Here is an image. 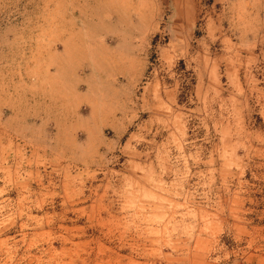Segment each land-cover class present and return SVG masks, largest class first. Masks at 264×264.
<instances>
[{
    "label": "rangeland",
    "instance_id": "1",
    "mask_svg": "<svg viewBox=\"0 0 264 264\" xmlns=\"http://www.w3.org/2000/svg\"><path fill=\"white\" fill-rule=\"evenodd\" d=\"M0 264H264V0H0Z\"/></svg>",
    "mask_w": 264,
    "mask_h": 264
}]
</instances>
